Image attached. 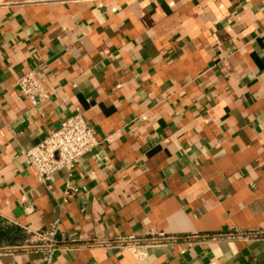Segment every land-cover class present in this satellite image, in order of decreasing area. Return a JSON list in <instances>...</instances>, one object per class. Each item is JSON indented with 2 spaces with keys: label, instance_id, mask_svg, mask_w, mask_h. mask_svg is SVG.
<instances>
[{
  "label": "crops",
  "instance_id": "crops-1",
  "mask_svg": "<svg viewBox=\"0 0 264 264\" xmlns=\"http://www.w3.org/2000/svg\"><path fill=\"white\" fill-rule=\"evenodd\" d=\"M78 113L47 188L25 152ZM0 264H264V0H0Z\"/></svg>",
  "mask_w": 264,
  "mask_h": 264
},
{
  "label": "built area",
  "instance_id": "built-area-1",
  "mask_svg": "<svg viewBox=\"0 0 264 264\" xmlns=\"http://www.w3.org/2000/svg\"><path fill=\"white\" fill-rule=\"evenodd\" d=\"M18 93L32 105L40 106L49 98L47 90L34 72L27 73L17 81ZM100 142L96 130L85 118L75 114L66 118L59 130L51 132L42 142L25 152L27 171L33 174L38 182L49 188L53 177L64 169L73 170L81 158L93 152ZM77 188L68 185L67 196L77 192ZM32 244L29 248L45 249L52 254L60 243L65 242L59 225L54 224L43 232H31ZM120 243L134 242L133 238L119 240Z\"/></svg>",
  "mask_w": 264,
  "mask_h": 264
}]
</instances>
